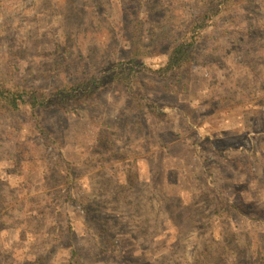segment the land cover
<instances>
[{
    "label": "rangeland",
    "instance_id": "rangeland-1",
    "mask_svg": "<svg viewBox=\"0 0 264 264\" xmlns=\"http://www.w3.org/2000/svg\"><path fill=\"white\" fill-rule=\"evenodd\" d=\"M205 2L0 0V82L50 104L0 103V264H264V0Z\"/></svg>",
    "mask_w": 264,
    "mask_h": 264
},
{
    "label": "trees",
    "instance_id": "trees-1",
    "mask_svg": "<svg viewBox=\"0 0 264 264\" xmlns=\"http://www.w3.org/2000/svg\"><path fill=\"white\" fill-rule=\"evenodd\" d=\"M205 12L202 16L199 17L194 22V26L197 28L198 26L201 28H205L209 26V23H211L212 19L215 18L217 15H219V11L226 10L227 8L233 7L236 0H205ZM224 6V9L222 8ZM195 44V35L192 34L189 36V34H186L181 39H176L173 41L171 45V49L168 53V62L167 64L157 70H149L152 71L154 74H156L159 77L166 78L169 76H175L177 73H180L182 70L185 69V67L189 64V62L192 59L191 55V49ZM139 55V54H138ZM137 53L134 57L131 58L130 63L134 64L136 60ZM118 69L116 71L113 70L111 72H108L111 74L109 77V80L116 81L115 79L120 78L121 81L118 80L117 83L120 82V85L122 87H129L135 86L137 84V76H138V70L134 68H122L117 66ZM146 68H143L142 70H145ZM115 70V69H114ZM123 78V80H122ZM127 79V80H126ZM108 82L107 79L94 77L92 79H88L85 82L79 83L76 91L78 92L79 96L85 94L84 92L93 93L96 92L97 89H100L105 83ZM127 84H123V83ZM75 87V86H73ZM129 89V88H128ZM70 95V94H69ZM64 96V95H63ZM79 96H76L75 94L72 96L73 100L79 101L77 98ZM26 97L30 98L29 105L32 109V111H38L46 106H49V96L46 94H39V93H32L30 91H23L19 88L15 89H9L4 86L0 82V103L2 106L9 108L12 112H18L20 111V105L19 102H25ZM69 103V100L66 99V96L62 98V102H60L59 106L65 107ZM37 127L39 128V132L42 135V139L48 143L50 142V136L46 131L42 130V128L37 124Z\"/></svg>",
    "mask_w": 264,
    "mask_h": 264
}]
</instances>
